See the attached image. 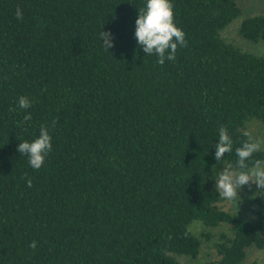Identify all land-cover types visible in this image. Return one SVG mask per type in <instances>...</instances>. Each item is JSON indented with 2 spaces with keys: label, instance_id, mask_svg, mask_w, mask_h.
<instances>
[{
  "label": "trees",
  "instance_id": "1",
  "mask_svg": "<svg viewBox=\"0 0 264 264\" xmlns=\"http://www.w3.org/2000/svg\"><path fill=\"white\" fill-rule=\"evenodd\" d=\"M146 2L0 0V264H179L174 255L199 252L194 221L225 228L206 264H240L249 246L264 253V192L245 220L215 190L245 123L264 126V56L218 34L242 9L171 0L187 43L161 65L135 38ZM237 34L261 41L264 15L244 17ZM20 96L34 103L21 109ZM42 125L52 150L35 170L16 149ZM221 126L233 151L217 162Z\"/></svg>",
  "mask_w": 264,
  "mask_h": 264
},
{
  "label": "clouds",
  "instance_id": "2",
  "mask_svg": "<svg viewBox=\"0 0 264 264\" xmlns=\"http://www.w3.org/2000/svg\"><path fill=\"white\" fill-rule=\"evenodd\" d=\"M173 7L171 0H147L146 7L138 9V18L135 21V38L139 48L145 55L157 56V62L161 65L164 64L165 59L174 61L178 46L184 47L187 43L185 33L174 23ZM16 18L23 19V13L19 7L16 9ZM99 35L105 50L108 51L114 47L111 32L102 30ZM33 103L34 101L27 96L18 98V107L21 109L26 110ZM31 119L32 116L28 113L23 117V123ZM52 123L54 127L56 122ZM242 134L245 139L241 146L235 149L237 157L235 164L226 165L215 180V190L220 198L237 205L242 201L240 190L245 185L249 189L253 185L257 187V192L252 198L264 192V159L254 158L256 153L264 150V139L254 137L247 130ZM213 147L217 162L233 151V140L226 127L219 128L218 142ZM16 150L20 155L28 157V163L33 169L39 170L52 150V136L48 127L42 125L36 139L31 142L27 140L20 142ZM27 186H32L31 179H28ZM29 246L35 249L36 242L33 241Z\"/></svg>",
  "mask_w": 264,
  "mask_h": 264
},
{
  "label": "rangeland",
  "instance_id": "3",
  "mask_svg": "<svg viewBox=\"0 0 264 264\" xmlns=\"http://www.w3.org/2000/svg\"><path fill=\"white\" fill-rule=\"evenodd\" d=\"M238 6L242 9V13L236 16L226 25L222 30L219 31V36L228 42L238 46L242 50L251 52L257 55L264 56V38L257 42H247L241 39L237 34V28L244 17L251 16L256 13L264 15V0H237ZM250 131L254 137L264 139V126L255 120H250L245 123L244 131ZM255 186L251 189L245 185L240 190L242 201L237 204H233L228 201L219 202V207L223 210L233 214L234 216L248 220L252 217L253 211L256 207L254 202L253 194L255 193ZM190 232L199 237L201 240V246L199 252L193 260H189L182 255H174V258L179 264H206L207 261L215 259L216 254L213 249V243L216 242L218 233L225 231L223 227H205L199 222L194 221L189 226ZM209 234V237L205 239L202 237L203 234ZM261 236L264 237V226L261 230ZM240 264H264V253L261 250L256 249L253 246L246 248L245 256Z\"/></svg>",
  "mask_w": 264,
  "mask_h": 264
}]
</instances>
